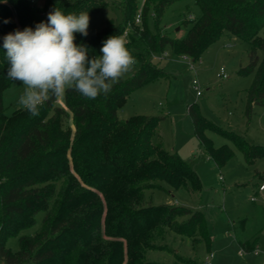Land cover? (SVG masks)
I'll return each mask as SVG.
<instances>
[{
  "label": "trees",
  "instance_id": "obj_1",
  "mask_svg": "<svg viewBox=\"0 0 264 264\" xmlns=\"http://www.w3.org/2000/svg\"><path fill=\"white\" fill-rule=\"evenodd\" d=\"M175 0H145L143 22L134 25L136 0H123L124 19H107L104 27L77 33L75 43L88 47L89 59L101 55L103 41L121 35L135 57L138 71L122 78L108 95L87 99L67 90L63 105L58 99L44 103L37 117L16 109L7 114L3 94L12 80L3 37L35 30L47 22L48 13H96L106 0H46L39 8L30 0H0V262L3 264H157L146 260L149 249L164 248L169 230L193 235L205 230L202 212L176 204H153L145 190L167 183L174 189L201 187L199 177L175 152L153 140L158 116L134 115L121 119L119 110L128 96L148 82L167 75L153 55L171 49L173 54L201 59L205 51L228 32L251 44L249 63L239 73L255 74L247 93V111L264 107V0H195L202 9L187 32L176 37L160 32L166 8ZM153 12L158 28L148 27ZM133 20V21H132ZM5 21H8L5 23ZM157 61V62H156ZM198 138L219 165L231 155L216 149L204 129L214 126L198 105L188 107ZM215 127V126H214ZM249 163L264 157V146L232 135ZM264 177V176H263ZM262 177V178H263ZM44 213L33 234H21ZM187 220L179 223L178 219ZM21 234L19 249L7 246L12 235ZM242 245V244H241ZM256 244L247 248L254 250ZM243 246V245H242Z\"/></svg>",
  "mask_w": 264,
  "mask_h": 264
},
{
  "label": "rangeland",
  "instance_id": "obj_2",
  "mask_svg": "<svg viewBox=\"0 0 264 264\" xmlns=\"http://www.w3.org/2000/svg\"><path fill=\"white\" fill-rule=\"evenodd\" d=\"M45 1L36 0L34 5L42 9ZM106 1L108 6L105 10L89 13V34L101 30L107 19L123 21V0ZM136 1L138 6L132 15L144 9L145 0ZM201 15L202 9L195 0H175L164 12L160 32L181 37L186 34L191 20ZM148 27L153 32L158 30L152 11L148 15ZM260 34L264 36V25ZM166 51L168 57L158 61V65L164 67L167 75L135 89L119 110V116L124 120L134 115L160 117L154 142L179 154L196 172L201 187L197 190L191 187L174 189L162 183L160 187L147 188L145 197L149 203H174L200 211L205 217L206 227L193 235L169 230L162 241L164 248L147 250L146 260L157 264H207L213 249L216 253L211 264H264V226H260L264 223L263 198L260 197L257 202L250 199L264 176V157L249 163L232 137L242 135L247 141L264 146V107L254 105L251 114L247 111V93L255 74L239 73V69L249 63L251 44L226 32L205 51L200 60L193 62L196 70L190 68L188 57L173 54L171 49ZM222 69L226 77L220 75ZM137 71L135 64L123 78L128 79ZM196 76L202 91L199 97L193 87ZM23 90L20 81H12L6 88L3 102L7 114L20 108L17 101ZM63 99L64 96L60 97L58 103L63 105ZM193 103L215 126L204 129L205 136L216 149L226 147L231 152L230 158L222 165L208 154L196 134L188 112L189 105ZM43 215L39 213L36 223L21 234H33L41 225ZM186 220V216L178 219L179 223ZM243 220L247 224L241 230L240 222ZM21 234L10 236L7 246L18 250ZM248 236L249 239H243ZM236 237L243 239L241 243ZM252 239L253 243L250 242ZM258 240L260 251L241 252V244L249 247Z\"/></svg>",
  "mask_w": 264,
  "mask_h": 264
},
{
  "label": "clouds",
  "instance_id": "obj_3",
  "mask_svg": "<svg viewBox=\"0 0 264 264\" xmlns=\"http://www.w3.org/2000/svg\"><path fill=\"white\" fill-rule=\"evenodd\" d=\"M89 25L88 12L64 14L56 8L35 30L26 27L3 37L7 76L22 82L24 90L17 104L30 117L39 116L44 103L64 96L69 89L87 99L106 96L133 70L137 61L121 35L105 39L101 55L89 59L88 47L75 43V34L88 36Z\"/></svg>",
  "mask_w": 264,
  "mask_h": 264
},
{
  "label": "built area",
  "instance_id": "obj_4",
  "mask_svg": "<svg viewBox=\"0 0 264 264\" xmlns=\"http://www.w3.org/2000/svg\"><path fill=\"white\" fill-rule=\"evenodd\" d=\"M30 1L35 2L36 0H30ZM142 14H143V11L140 10L136 15L135 21L133 23H131V22L128 23L127 28H126L125 33H124L125 35H128L129 30L133 29L134 25L142 24V22H143ZM167 57H168L167 51H164L160 54L153 55L154 60H162V59L167 58ZM186 57H188V56H186ZM188 58H189L190 68H192L193 70H196L194 63H193L194 61L192 60L191 57H188ZM220 75L223 77H226V73H225L224 69L221 70ZM193 87L196 90L197 97L202 95L200 81H199L197 76L193 79ZM220 179H223V177L220 176ZM260 197L263 198V204H264V178L259 180V182L257 183V186L255 188V191L252 194L250 199L252 202H257ZM245 251H246L245 249L241 250L242 253H244ZM253 251H256V252L260 251V246L256 245ZM214 256H215V252L212 250L209 254V262H207V264H211V259Z\"/></svg>",
  "mask_w": 264,
  "mask_h": 264
},
{
  "label": "crops",
  "instance_id": "obj_5",
  "mask_svg": "<svg viewBox=\"0 0 264 264\" xmlns=\"http://www.w3.org/2000/svg\"><path fill=\"white\" fill-rule=\"evenodd\" d=\"M188 112H189V111H188ZM157 132H158V131H157ZM263 178H264V177H263ZM219 179H220V176H219ZM260 179H262V178H260ZM221 180H222V179H221ZM254 191H255V190H254ZM254 191H253V193H254ZM173 204H174V203H173ZM176 205H178V204H176ZM263 205H264V204H263ZM254 206H256V209H258V206H257V205H254ZM246 224H247V221H244V220H243L242 222H240L241 230H244V229L246 228ZM231 226L234 227L235 225L232 223ZM260 226H264V223H260ZM236 238H237V240H239L240 243H241V240H243V239L246 240V239H249L250 237L248 236V237H245V238H243V239H242V238H241V239H238V237H236ZM250 242L253 243V242H254L253 239L250 240ZM258 242H259V240L257 241L256 245H258ZM256 245H255V246H256ZM242 249H245V250L247 251V248H245L244 246L241 245V250H242ZM212 250H213V249H211V251H212ZM213 251H214V250H213ZM252 251H253V250H252ZM214 252H215V251H214ZM215 253H216V252H215Z\"/></svg>",
  "mask_w": 264,
  "mask_h": 264
}]
</instances>
